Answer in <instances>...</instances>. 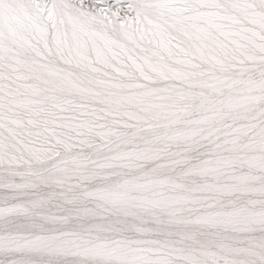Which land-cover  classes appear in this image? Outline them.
<instances>
[{"label":"snow or ice","instance_id":"obj_1","mask_svg":"<svg viewBox=\"0 0 264 264\" xmlns=\"http://www.w3.org/2000/svg\"><path fill=\"white\" fill-rule=\"evenodd\" d=\"M0 264H264V0H0Z\"/></svg>","mask_w":264,"mask_h":264}]
</instances>
